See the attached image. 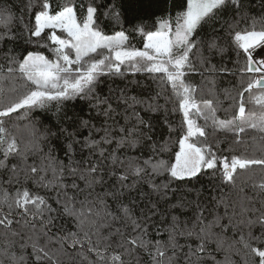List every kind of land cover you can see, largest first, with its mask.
<instances>
[{"label":"snow or ice","instance_id":"obj_1","mask_svg":"<svg viewBox=\"0 0 264 264\" xmlns=\"http://www.w3.org/2000/svg\"><path fill=\"white\" fill-rule=\"evenodd\" d=\"M0 264H264V0L0 5Z\"/></svg>","mask_w":264,"mask_h":264},{"label":"trees","instance_id":"obj_2","mask_svg":"<svg viewBox=\"0 0 264 264\" xmlns=\"http://www.w3.org/2000/svg\"><path fill=\"white\" fill-rule=\"evenodd\" d=\"M6 4L8 7H12L13 4L15 5H20L21 4V0H0V5H4ZM13 11H15V9H13ZM149 23H151V21H149ZM141 46L140 43H137V47ZM137 78H141L139 75L137 76ZM197 80H199V78H196ZM236 77H224V78H220L218 80V84H217V91H222L225 88H231V86L233 84L236 83ZM48 115H51V113H49Z\"/></svg>","mask_w":264,"mask_h":264},{"label":"built area","instance_id":"obj_3","mask_svg":"<svg viewBox=\"0 0 264 264\" xmlns=\"http://www.w3.org/2000/svg\"><path fill=\"white\" fill-rule=\"evenodd\" d=\"M257 51L259 52V51H261V49H257Z\"/></svg>","mask_w":264,"mask_h":264}]
</instances>
